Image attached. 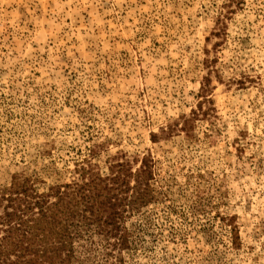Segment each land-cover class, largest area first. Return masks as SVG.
Segmentation results:
<instances>
[{
    "label": "rangeland",
    "instance_id": "rangeland-1",
    "mask_svg": "<svg viewBox=\"0 0 264 264\" xmlns=\"http://www.w3.org/2000/svg\"><path fill=\"white\" fill-rule=\"evenodd\" d=\"M145 156L126 248L77 264H264V0H0V194Z\"/></svg>",
    "mask_w": 264,
    "mask_h": 264
},
{
    "label": "trees",
    "instance_id": "trees-1",
    "mask_svg": "<svg viewBox=\"0 0 264 264\" xmlns=\"http://www.w3.org/2000/svg\"><path fill=\"white\" fill-rule=\"evenodd\" d=\"M207 80L202 88L205 98ZM191 119L183 117L180 128L188 130ZM177 126L178 122L170 125L167 132ZM75 172L78 177L51 185L46 192H39L27 175L13 176L0 194V264H77V241L94 235L112 249L126 248L124 211L138 209L154 198L149 156L135 171L117 161L106 174L92 162L79 164Z\"/></svg>",
    "mask_w": 264,
    "mask_h": 264
}]
</instances>
